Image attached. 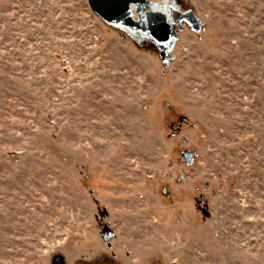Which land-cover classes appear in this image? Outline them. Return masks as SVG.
I'll return each instance as SVG.
<instances>
[{
  "label": "rangeland",
  "instance_id": "rangeland-1",
  "mask_svg": "<svg viewBox=\"0 0 264 264\" xmlns=\"http://www.w3.org/2000/svg\"><path fill=\"white\" fill-rule=\"evenodd\" d=\"M189 1L166 64L89 0H0V264H264V0Z\"/></svg>",
  "mask_w": 264,
  "mask_h": 264
},
{
  "label": "flooded vegetation",
  "instance_id": "flooded-vegetation-1",
  "mask_svg": "<svg viewBox=\"0 0 264 264\" xmlns=\"http://www.w3.org/2000/svg\"><path fill=\"white\" fill-rule=\"evenodd\" d=\"M130 10L131 18L136 23L132 28L113 26L129 34L140 45L158 49L160 58L164 59L166 64L169 63L168 56L179 42L180 35L186 30L197 34L205 25L189 0H133ZM96 16L105 21L99 14ZM154 25L163 32L155 33ZM103 233L112 235L109 229H105ZM58 259L56 258L54 263H57Z\"/></svg>",
  "mask_w": 264,
  "mask_h": 264
},
{
  "label": "water",
  "instance_id": "water-1",
  "mask_svg": "<svg viewBox=\"0 0 264 264\" xmlns=\"http://www.w3.org/2000/svg\"><path fill=\"white\" fill-rule=\"evenodd\" d=\"M133 0H89V5L91 6L95 14H99L106 23L110 25L122 26V27H133L136 23L131 18L130 5ZM153 28V27H152ZM154 32L160 34L163 32L154 25ZM161 60L165 62L164 59ZM169 64V63H167ZM191 152L183 154V159L189 162L192 157ZM55 264H63L61 258L58 259Z\"/></svg>",
  "mask_w": 264,
  "mask_h": 264
},
{
  "label": "trees",
  "instance_id": "trees-1",
  "mask_svg": "<svg viewBox=\"0 0 264 264\" xmlns=\"http://www.w3.org/2000/svg\"><path fill=\"white\" fill-rule=\"evenodd\" d=\"M92 13L96 16V14L93 12V10H92ZM97 17V16H96Z\"/></svg>",
  "mask_w": 264,
  "mask_h": 264
}]
</instances>
